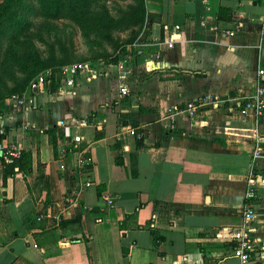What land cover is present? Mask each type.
Segmentation results:
<instances>
[{"label": "crops", "instance_id": "obj_1", "mask_svg": "<svg viewBox=\"0 0 264 264\" xmlns=\"http://www.w3.org/2000/svg\"><path fill=\"white\" fill-rule=\"evenodd\" d=\"M144 7L154 21L131 50L134 66L109 64L61 95L0 99V138L30 154L29 171L4 179L0 159V264H239L213 234L240 224L250 170L259 177L252 231L264 260V158L250 166L248 156L255 146L264 151V114L242 106L256 83L264 89L256 73L264 71V0ZM205 95L214 104L200 110L203 127L163 117L168 106ZM61 118L89 123L77 130L80 142L62 135L54 152L46 130L64 132ZM85 179L91 184L80 189Z\"/></svg>", "mask_w": 264, "mask_h": 264}, {"label": "rangeland", "instance_id": "obj_2", "mask_svg": "<svg viewBox=\"0 0 264 264\" xmlns=\"http://www.w3.org/2000/svg\"><path fill=\"white\" fill-rule=\"evenodd\" d=\"M134 2L138 3V0H107L104 3L86 0L71 15L62 19H55L52 15L29 14L25 19V29L19 32L18 29L13 30L19 34L16 37L8 36L3 41L0 95H8L19 89L14 87L22 77L17 69L18 62L22 60L34 65L35 75L46 66L72 62L108 63L114 55L121 54V42L129 36L131 28H126L119 20L121 14L128 10V4ZM145 25V22L142 23L139 30L146 29ZM138 43H133L130 50L139 49ZM24 45H29L24 48L30 51L19 57L26 52L22 49ZM48 62V65H44Z\"/></svg>", "mask_w": 264, "mask_h": 264}, {"label": "built area", "instance_id": "obj_3", "mask_svg": "<svg viewBox=\"0 0 264 264\" xmlns=\"http://www.w3.org/2000/svg\"><path fill=\"white\" fill-rule=\"evenodd\" d=\"M262 23H264V13L262 16ZM238 26L239 24L235 25V27ZM178 27V25H174V29H178ZM224 32L228 35L233 34V30L230 29L225 30ZM172 40L173 38H170L167 44L170 45ZM130 46L131 45H126V55L122 60H118L116 63H103L102 61H97L95 64L72 62L64 63L56 67H46L36 73V75L28 81L24 91H46L48 93L61 95L66 93L65 88L67 87H73L89 80L90 78L105 75L107 73L105 67L109 64L120 65L121 62L125 61L129 62L130 68L134 66L135 62L134 52L130 50ZM125 70H128V68ZM256 73L258 76H261L264 71L263 69H258ZM119 92L121 94H125L126 90L123 84H120ZM21 95L22 93L11 94L5 99L19 104L22 103L23 100ZM207 104H214L209 96L205 95L198 98H189L180 105L168 106L163 117L166 118L169 123L179 120H189L190 122H195L196 126L203 127L205 125V121L199 114L202 106ZM242 106L243 109H251L253 114L256 116H262L264 114V89L259 83L255 84L253 92L242 101ZM88 123L89 121L87 118H61L56 121L55 125L57 127H62L65 130L64 132L61 131L65 138H68L71 142L77 143L82 139L77 130ZM130 133L133 134V130H130ZM1 134H3L2 129H0V135ZM136 137H138V135H136ZM59 151L62 154V147ZM19 152L20 149L16 147L15 144L6 143L0 138V159L6 162H11L19 156ZM85 153L86 148H83L81 155L84 156V165H86ZM248 156L251 166L252 162L256 159L264 158V151L261 147L255 146ZM60 166L64 168L62 163ZM71 170H73V167ZM85 175H89V173H85ZM244 182L245 186L242 195L243 203L240 211V224L232 228L222 227L214 231L213 235L215 238H222L228 242V254L233 256L239 264H264V260L260 258L262 245H260L259 238L255 235L254 231H252V223L255 219L252 204L254 199L257 197L258 184L256 175L251 170L248 171ZM90 184L91 181L89 179H85L81 183L80 189L88 187ZM99 198L107 204L112 203V199L108 195L100 194Z\"/></svg>", "mask_w": 264, "mask_h": 264}, {"label": "trees", "instance_id": "obj_4", "mask_svg": "<svg viewBox=\"0 0 264 264\" xmlns=\"http://www.w3.org/2000/svg\"><path fill=\"white\" fill-rule=\"evenodd\" d=\"M86 0H1L0 1V59H1V51L3 48V41L6 37L14 35L17 36V32L25 29V19L29 14L34 16H44L48 17L52 15L55 19L66 18L71 15L72 11L77 9V6L83 4ZM101 3H104L107 0H100ZM119 22H121L126 28H131L129 36L121 42L123 48L121 49V54L114 55L108 63H115L119 60V58L126 55V49L124 46L131 45L135 42H141L147 31L145 29L139 30L142 23L154 21L152 15L146 12L144 7V0H138V3H130L128 4V10L121 14ZM23 16V18H21ZM20 21V22H19ZM18 29L17 32H13V30ZM25 53H23V57L30 49L24 48L29 47V45L22 46ZM17 69L21 73L22 77L19 82L15 85L14 88L19 87L18 90L12 92L8 95H0V99L6 98L11 94H21L27 82L30 80V77L34 75L33 68L34 65L28 64L26 60H22L18 62ZM48 63H44V65H48ZM64 64V63H62ZM61 64L46 66V67H56ZM44 67V68H46ZM43 68V69H44ZM41 71V70H40ZM38 73V72H37ZM36 75V74H35ZM33 78V77H32ZM24 88V89H22ZM22 89V90H21ZM46 133L48 135V140L53 147V151L55 152V141L56 139L62 138L61 132H55L53 128L47 129ZM137 142V141H136ZM138 143V142H137ZM136 143V144H137ZM69 148L65 149V153L69 152ZM30 154L28 150H21L19 152V156L13 159L11 162H4L1 159V167H2V179L5 178L6 175H13L15 172L21 171L26 172L29 171L30 165ZM115 161L119 163L118 157L115 158ZM150 235L152 238L157 236L158 239H162V235H159L158 232L152 228H148Z\"/></svg>", "mask_w": 264, "mask_h": 264}, {"label": "water", "instance_id": "obj_5", "mask_svg": "<svg viewBox=\"0 0 264 264\" xmlns=\"http://www.w3.org/2000/svg\"><path fill=\"white\" fill-rule=\"evenodd\" d=\"M257 181L259 180V177H256Z\"/></svg>", "mask_w": 264, "mask_h": 264}]
</instances>
